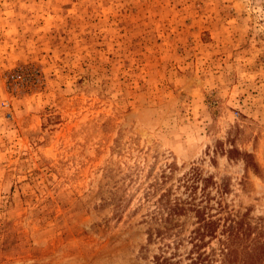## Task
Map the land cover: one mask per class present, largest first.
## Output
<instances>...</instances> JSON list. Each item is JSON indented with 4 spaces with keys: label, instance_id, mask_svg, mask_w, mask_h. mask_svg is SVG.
Instances as JSON below:
<instances>
[{
    "label": "rangeland",
    "instance_id": "obj_1",
    "mask_svg": "<svg viewBox=\"0 0 264 264\" xmlns=\"http://www.w3.org/2000/svg\"><path fill=\"white\" fill-rule=\"evenodd\" d=\"M187 195L264 264V0H0V264H186Z\"/></svg>",
    "mask_w": 264,
    "mask_h": 264
},
{
    "label": "trees",
    "instance_id": "obj_2",
    "mask_svg": "<svg viewBox=\"0 0 264 264\" xmlns=\"http://www.w3.org/2000/svg\"><path fill=\"white\" fill-rule=\"evenodd\" d=\"M186 180L185 189L191 193L194 190L193 182L199 180V176L194 171H191L188 176L184 177ZM191 180V184H187V181ZM202 181V180H201ZM192 195H187L184 199L174 198L161 203L166 210L165 220H172L175 216H180L186 211H192L195 218V228L192 230L193 236L190 238L191 247L187 252L185 259L186 264H212L215 261V250L210 248L206 250L207 241L215 238V221L211 220L212 216H207L204 206H199L194 203ZM241 226L238 223L232 222L231 225L225 226L223 233L225 237L220 241V248L218 249V256L220 257L219 264H236V252L232 248L234 239L237 238L238 229ZM207 238L206 241L204 239ZM153 264H176L171 257L155 256L153 258ZM247 264H253L247 263Z\"/></svg>",
    "mask_w": 264,
    "mask_h": 264
}]
</instances>
